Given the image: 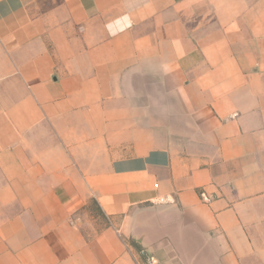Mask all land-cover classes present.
<instances>
[{
	"label": "crops",
	"instance_id": "obj_1",
	"mask_svg": "<svg viewBox=\"0 0 264 264\" xmlns=\"http://www.w3.org/2000/svg\"><path fill=\"white\" fill-rule=\"evenodd\" d=\"M0 264H264V0H0Z\"/></svg>",
	"mask_w": 264,
	"mask_h": 264
},
{
	"label": "built area",
	"instance_id": "obj_2",
	"mask_svg": "<svg viewBox=\"0 0 264 264\" xmlns=\"http://www.w3.org/2000/svg\"><path fill=\"white\" fill-rule=\"evenodd\" d=\"M200 196L204 202L210 203L211 200L205 193H202Z\"/></svg>",
	"mask_w": 264,
	"mask_h": 264
},
{
	"label": "rangeland",
	"instance_id": "obj_3",
	"mask_svg": "<svg viewBox=\"0 0 264 264\" xmlns=\"http://www.w3.org/2000/svg\"><path fill=\"white\" fill-rule=\"evenodd\" d=\"M34 12H35V10H34Z\"/></svg>",
	"mask_w": 264,
	"mask_h": 264
}]
</instances>
